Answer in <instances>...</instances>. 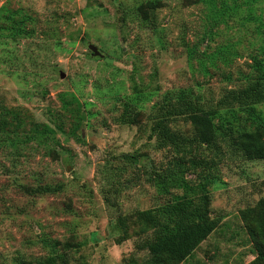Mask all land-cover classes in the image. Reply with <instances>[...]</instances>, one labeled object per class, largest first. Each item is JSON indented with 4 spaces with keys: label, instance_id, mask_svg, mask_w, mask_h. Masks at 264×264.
I'll list each match as a JSON object with an SVG mask.
<instances>
[{
    "label": "rangeland",
    "instance_id": "1",
    "mask_svg": "<svg viewBox=\"0 0 264 264\" xmlns=\"http://www.w3.org/2000/svg\"><path fill=\"white\" fill-rule=\"evenodd\" d=\"M146 1L0 0V110L25 120L0 134V264H36L53 241L72 247L68 264H123L136 237L116 245V217L164 200L144 167L160 168L171 143L195 138L182 119L167 121L166 132L151 127V108L179 91L210 105L255 78L264 0H158L153 29L129 15ZM59 94L82 105L75 136ZM125 102L140 112L138 125L116 124ZM36 124L54 132L35 137ZM198 150L224 183L210 189L220 222L182 264H246L253 255L239 211L264 198V161H244L225 142Z\"/></svg>",
    "mask_w": 264,
    "mask_h": 264
},
{
    "label": "trees",
    "instance_id": "2",
    "mask_svg": "<svg viewBox=\"0 0 264 264\" xmlns=\"http://www.w3.org/2000/svg\"><path fill=\"white\" fill-rule=\"evenodd\" d=\"M160 6L158 0H148L129 15L143 28L153 29V11ZM260 27L262 60L254 61L256 75L248 85L226 89L210 105L185 91L167 93L147 114L146 121L162 132H166L163 127L167 121L182 119L190 125L195 138L190 143H171L167 161L160 168L154 169L151 163L149 170L144 167L147 182L164 200L149 209L135 210L128 217H116L115 228L120 232L116 245L130 239L131 235L136 237L134 250L123 264H182L218 228L220 219L212 215L210 189L224 183L215 166L204 163L199 147L225 142L227 152L244 161H264V112L257 109L264 107V23ZM57 99L60 109L69 115L70 133L75 136L85 120L82 105L72 94H59ZM223 111H234L238 114L236 120L242 118L244 124L233 127ZM139 115L134 105L125 102L115 122L135 126L140 122ZM24 124L19 111L0 110V134L18 132ZM31 131L40 138L54 132L46 124H36ZM123 156L129 163L140 161L136 155ZM43 192L54 190L46 188ZM239 218L244 223L253 255L246 264H264V198L240 210ZM58 246L60 243L53 241L50 254L36 264H68L67 256L72 247L64 243L60 250ZM17 264L28 263L20 260Z\"/></svg>",
    "mask_w": 264,
    "mask_h": 264
},
{
    "label": "water",
    "instance_id": "3",
    "mask_svg": "<svg viewBox=\"0 0 264 264\" xmlns=\"http://www.w3.org/2000/svg\"><path fill=\"white\" fill-rule=\"evenodd\" d=\"M87 48L91 52V55L93 57H99V58L102 57L101 53L98 51V49L94 45H90L89 44V45H87ZM59 77L62 78L63 77V74L60 73V76Z\"/></svg>",
    "mask_w": 264,
    "mask_h": 264
}]
</instances>
